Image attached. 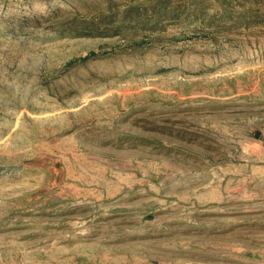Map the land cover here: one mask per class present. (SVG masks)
I'll return each instance as SVG.
<instances>
[{"label":"rangeland","instance_id":"1","mask_svg":"<svg viewBox=\"0 0 264 264\" xmlns=\"http://www.w3.org/2000/svg\"><path fill=\"white\" fill-rule=\"evenodd\" d=\"M0 264H264V0H0Z\"/></svg>","mask_w":264,"mask_h":264}]
</instances>
